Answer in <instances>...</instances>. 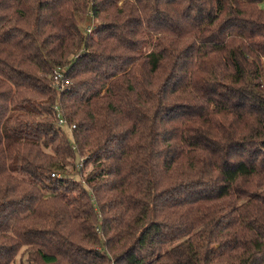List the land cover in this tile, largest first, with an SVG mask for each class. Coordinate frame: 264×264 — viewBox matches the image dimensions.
Segmentation results:
<instances>
[{"label": "trees", "instance_id": "trees-1", "mask_svg": "<svg viewBox=\"0 0 264 264\" xmlns=\"http://www.w3.org/2000/svg\"><path fill=\"white\" fill-rule=\"evenodd\" d=\"M17 261L264 264V0H0Z\"/></svg>", "mask_w": 264, "mask_h": 264}, {"label": "built area", "instance_id": "built-area-1", "mask_svg": "<svg viewBox=\"0 0 264 264\" xmlns=\"http://www.w3.org/2000/svg\"><path fill=\"white\" fill-rule=\"evenodd\" d=\"M86 31V30H85ZM87 32H90V27L87 28ZM91 33V32H90ZM67 81L64 80V75L63 72L60 70H55L53 72V86L59 91V92H63L65 90H67ZM57 111V110H56ZM57 114H59V111H57ZM62 121L59 120L58 121V125H61ZM83 163V161L81 160L80 162V166ZM51 177H55L54 174L51 175ZM59 177V175H58Z\"/></svg>", "mask_w": 264, "mask_h": 264}, {"label": "rangeland", "instance_id": "rangeland-1", "mask_svg": "<svg viewBox=\"0 0 264 264\" xmlns=\"http://www.w3.org/2000/svg\"><path fill=\"white\" fill-rule=\"evenodd\" d=\"M79 26L82 29V31L84 32L86 30L87 32V28L90 27V32H92L96 27H97V21L94 19H89L88 16L84 17V18H79ZM89 32V33H90ZM19 260V258H17ZM16 264H19V262L17 261ZM23 264H26L23 262Z\"/></svg>", "mask_w": 264, "mask_h": 264}]
</instances>
